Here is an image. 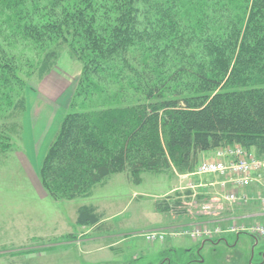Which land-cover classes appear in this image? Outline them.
<instances>
[{
	"label": "trees",
	"instance_id": "16d2710c",
	"mask_svg": "<svg viewBox=\"0 0 264 264\" xmlns=\"http://www.w3.org/2000/svg\"><path fill=\"white\" fill-rule=\"evenodd\" d=\"M62 48L81 65L79 100L40 165L50 198H88L120 173L192 174L217 149L264 159V0H0V113L24 111L32 70ZM100 218L83 205L76 224Z\"/></svg>",
	"mask_w": 264,
	"mask_h": 264
},
{
	"label": "rangeland",
	"instance_id": "374dc122",
	"mask_svg": "<svg viewBox=\"0 0 264 264\" xmlns=\"http://www.w3.org/2000/svg\"><path fill=\"white\" fill-rule=\"evenodd\" d=\"M25 53L34 58L32 52ZM80 71V63L66 48L60 49L48 74L38 78L32 70L21 91L24 111L4 107L0 113V264H161L163 258L173 260V252L186 258L187 250L193 252L201 241L166 236L148 242L143 235L164 231L162 225L200 222L209 213L207 205L210 212L229 207L215 175H199L197 168L180 174L172 167L142 173L137 185L120 173L95 187L90 197L73 201L54 200L41 188L39 169L46 149L79 100L73 94ZM216 151L201 156L198 165L217 159ZM248 153L257 158L253 150ZM226 156L223 152L221 159ZM258 178L259 183L252 184L255 193L264 191V168ZM160 203L169 204L170 212H158ZM83 205L100 214L97 225L76 224L77 209ZM245 223L244 230L257 224ZM239 233L235 247L220 244L213 251L206 244L201 261L192 264H264V237Z\"/></svg>",
	"mask_w": 264,
	"mask_h": 264
},
{
	"label": "built area",
	"instance_id": "2783aa9c",
	"mask_svg": "<svg viewBox=\"0 0 264 264\" xmlns=\"http://www.w3.org/2000/svg\"><path fill=\"white\" fill-rule=\"evenodd\" d=\"M223 152L227 153V156L221 159ZM216 153L218 158L213 159V161L208 160L200 163L197 166L196 173L199 175H215L219 177L221 179L219 185L222 191L225 192L223 199L228 204L249 205L251 203H256L264 210V191L254 195L244 193V190L250 189L253 183H259L258 180L260 178H258V172L264 168L263 161L236 146L217 149ZM226 158H228V160H226L227 162L225 161ZM209 206L210 205L204 206V210L209 211ZM245 228L244 225L232 226L228 232L247 231L251 235L264 237V226L261 224L257 223L252 225L249 230H244ZM223 233L224 230L220 225L208 226L197 223L190 227L148 232L145 233L143 237L148 242H153L155 240L164 241L166 236H188L193 240L203 241L217 238L223 235Z\"/></svg>",
	"mask_w": 264,
	"mask_h": 264
},
{
	"label": "crops",
	"instance_id": "0c3cea01",
	"mask_svg": "<svg viewBox=\"0 0 264 264\" xmlns=\"http://www.w3.org/2000/svg\"><path fill=\"white\" fill-rule=\"evenodd\" d=\"M201 156L203 157L204 154H202ZM253 187H251L248 190H244V193H250L252 195L256 194L254 192L255 189H253ZM228 206L229 207L225 209L222 207H217L218 209H221V210H217L216 212H210L209 210L208 215L206 214L204 217H202L200 222L197 221V222H190L187 224H176V225H171V226L162 225L160 229L166 231L169 229H175V228H180V227H190L191 225H195L197 223L200 225H208V226L220 225L224 230V233L222 236H225L227 234H233V232H228V230L232 226L245 225L246 224L245 222H250V223L251 222L252 223L253 222L263 223L264 222V210H262L260 206L257 205L256 203H251L249 205L228 204ZM211 214L213 215V217L209 216Z\"/></svg>",
	"mask_w": 264,
	"mask_h": 264
},
{
	"label": "flooded vegetation",
	"instance_id": "af4514ba",
	"mask_svg": "<svg viewBox=\"0 0 264 264\" xmlns=\"http://www.w3.org/2000/svg\"><path fill=\"white\" fill-rule=\"evenodd\" d=\"M240 234L243 233L234 232L233 234H227L225 236L221 235L211 240H203L201 241L200 246L197 247L193 252L191 250H187L188 256L186 258L182 259L176 254V252H173V260L166 257L163 258L161 264H192L194 262L198 263L201 261V251L204 249L206 244H208L207 246H210L209 248H212L213 251L215 250L216 246L218 247V245L220 244L228 248H232L236 246L238 240L241 237ZM247 235H249L248 237L251 238L250 234ZM229 241L231 243H229Z\"/></svg>",
	"mask_w": 264,
	"mask_h": 264
}]
</instances>
